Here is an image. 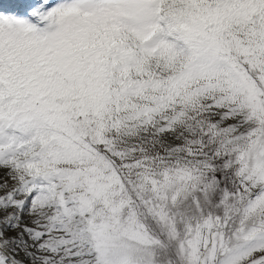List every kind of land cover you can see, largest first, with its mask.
Instances as JSON below:
<instances>
[{"label": "snow or ice", "instance_id": "6c2138e0", "mask_svg": "<svg viewBox=\"0 0 264 264\" xmlns=\"http://www.w3.org/2000/svg\"><path fill=\"white\" fill-rule=\"evenodd\" d=\"M0 264H264V0H0Z\"/></svg>", "mask_w": 264, "mask_h": 264}]
</instances>
